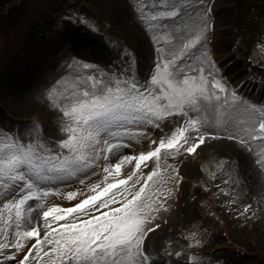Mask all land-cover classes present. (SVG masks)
<instances>
[{"label":"snow or ice","instance_id":"snow-or-ice-1","mask_svg":"<svg viewBox=\"0 0 264 264\" xmlns=\"http://www.w3.org/2000/svg\"><path fill=\"white\" fill-rule=\"evenodd\" d=\"M159 5L141 15L157 33L156 54L146 72L134 65L135 53L126 51L125 61L107 70L73 59L71 67L85 71L75 76L71 91L61 87L62 81L45 85L43 94L61 113L54 127L64 138H49L35 121L23 131L0 126V264H33L30 257L36 264H157L146 238L159 227L157 216L167 210L161 196L171 197L176 190L155 187L162 155L193 154L206 138H226L250 154L255 149L254 163L264 170V101L230 88L218 70L207 47L214 27L210 6L195 21L189 17L176 24L193 8L191 0H159ZM144 8L139 5L141 13ZM176 118L182 123L158 142L151 140L150 150L126 151L130 141L150 136L149 127L158 129ZM152 158L156 167L141 183L142 165L147 167ZM133 162L134 170L121 178L123 165ZM97 168L104 173L103 184H88L93 194L72 207L46 206L53 195L76 199L81 190L65 192V182L84 184ZM174 175L178 185L182 177L178 170ZM250 207L245 205L244 211ZM43 208V229L39 223L27 227L34 222V209ZM81 215L84 219H78ZM45 245L50 247L45 250ZM10 248L14 251L9 253ZM189 259L198 264L196 255Z\"/></svg>","mask_w":264,"mask_h":264},{"label":"rangeland","instance_id":"rangeland-1","mask_svg":"<svg viewBox=\"0 0 264 264\" xmlns=\"http://www.w3.org/2000/svg\"><path fill=\"white\" fill-rule=\"evenodd\" d=\"M143 2L145 8L141 15L145 16L160 6L159 0H153L149 6V0ZM191 3L193 5L192 16H199L205 7L210 6L211 8L210 22L214 27L210 29L207 47L229 87H236L241 95L256 102L264 101V92L254 87L259 78L258 75L262 74L264 70V0H233L225 4L227 8L235 7L236 10L240 5L245 4L242 12H240L241 22L237 24H224L219 21L221 7L218 8V0H191ZM35 9H40L39 13L33 17V20H30L29 18ZM102 9L105 10L101 0H0V77L5 79L0 81V126L3 123L8 124L5 119H9L1 111L2 101L3 104L9 106L10 102L7 97L12 87L20 81V75L16 81L13 78V73L15 74L18 70L20 73L22 70L32 69L48 60L51 61L52 66L58 62L57 67H61L68 73V64L64 58H61L62 60L57 58L52 64L51 56L53 53H50L49 50L42 53L38 51V48L42 45L45 47V43L52 36L55 37L59 30L65 28L57 36V43L60 45L59 52H62L63 49L67 50L72 59L74 57L76 60H84L94 66L105 68V70L116 65L115 59L119 55L115 56L109 52L121 53L122 45L127 40L124 34H121L111 23L112 19L107 14L108 9L106 11H102ZM179 19L180 17L175 19L174 23H177ZM166 21L167 23L172 22ZM248 23H251V27H248ZM233 26L238 27L239 32L238 39L234 40L233 38L230 39L228 34L229 28L231 29ZM241 27L243 29H239ZM73 30H76L77 34L71 33L74 32ZM124 32L129 34L126 30ZM66 38L68 40H65ZM232 44H235L233 46L237 48L231 47ZM156 48L153 40L152 54L147 56L148 60L144 72L152 64ZM35 56L36 59L33 60ZM124 56L126 58V52ZM26 60H29V64L26 63ZM258 62L263 66H259ZM25 64L27 65L24 66ZM233 64L234 67H232ZM44 68L46 69V63ZM46 74L42 77V84L46 85L51 82L53 86L57 81H60L58 76H52V72L48 73V76ZM26 75L23 73L24 81L28 83ZM74 78L75 76L69 74L67 79L71 80L63 87L71 91ZM35 86L38 85H33V87ZM39 87L41 88L42 85ZM29 91L26 90V93ZM51 108L53 107L51 106ZM2 109L8 112L7 109ZM53 112L54 118L51 127L55 131H53L54 136L47 134L42 121L37 123L49 138L59 140L64 138V134L57 130L54 124L61 113L54 108ZM31 121L34 120L29 119L21 124H25L28 129L31 127L29 123ZM179 123H182V120L176 118L175 121L173 119L165 121L158 129L149 127L150 136H146L139 142L130 141V147H132L126 151L134 152L135 148L137 152L150 150L152 139L158 142L162 136L170 134ZM21 124H9L8 126L21 130ZM216 139L214 142L222 143L225 141L228 143V153L225 152L221 155L220 152H216V149H209L210 145L208 144L213 141L206 138V143L201 145L202 147L207 146L204 152L199 150L202 148L200 146L197 152L193 154L181 151L179 156L162 155L158 176L154 177V180L157 181L155 187L162 190L165 188H175L176 190L173 191L171 197L161 196V199L167 202V210H162V215L157 216L155 222L159 224V227L149 233L146 238L153 242V245L150 244L149 247L156 249L168 245L170 249L181 252L182 258L188 255V260L184 259V263L190 264H193L189 259L192 255L191 251L199 250V253L202 252L204 257H202L203 255L199 256L198 264H200L205 259L206 254H209L205 252L206 249L207 252L213 253L209 255L210 259H207L208 262L210 261L209 263H216L217 260L211 259L212 257L215 259L219 257L217 256L219 253L228 255L232 253L236 258H242L244 261L253 262L254 260L258 264H264V241L257 236L260 233L264 234V195L262 194L264 193L262 192L264 189V181H262L264 180V170L260 169L262 173L255 171L257 173L255 181L258 183L256 188L247 186L245 181L247 173L251 174L250 171L258 168L254 163L255 149L250 154L244 151L238 142L226 138ZM241 153L244 154V157ZM116 159L118 157L113 158L114 161ZM146 163L147 167L142 165V171L145 175L141 178V183L143 179L147 178L146 174L156 167L155 158ZM134 168V162L123 165L125 171L122 172L121 178H123L124 172L130 174ZM176 170L182 177L178 185L175 184L174 173ZM136 178L134 177L133 181ZM70 182L73 183L74 181L71 180ZM56 186L60 187L59 184ZM139 186V184L135 186L136 190ZM248 192L251 193L250 196L248 195L250 198L247 197ZM51 197L58 196L53 195ZM57 204L65 208L74 206L72 205L74 203L71 202ZM245 205L251 206L247 212L244 211ZM258 205L262 208L259 209ZM44 210L46 208L34 209L32 213L34 222L27 223V227H33L35 223H39L43 229L42 212ZM165 214L168 215V219H166ZM72 215L76 214L73 213ZM68 219L66 217L65 220L56 221L52 227L64 223ZM78 219H84V217L81 215L78 216ZM163 229H167V232L170 233L168 237L164 238L163 235H159L162 232L152 236L154 232ZM194 239L200 240L201 244L194 245ZM30 246L27 244L26 248ZM47 247L50 246L45 245V250ZM12 251L14 249H8L9 253ZM44 259L47 260L48 258L44 257ZM2 260L3 257H0V261ZM30 260L36 264L32 257Z\"/></svg>","mask_w":264,"mask_h":264},{"label":"bare ground","instance_id":"bare-ground-1","mask_svg":"<svg viewBox=\"0 0 264 264\" xmlns=\"http://www.w3.org/2000/svg\"><path fill=\"white\" fill-rule=\"evenodd\" d=\"M143 1H147V0H101L102 6L103 8H105V10L102 9V11H106L108 9V16L110 19H112L111 23H113L115 25V28L121 33L124 34V36L126 37L127 42L125 44L122 45V52L118 53V52H109L110 54H113L115 56L119 55L116 59H115V64L116 65H121L123 61H125V52L127 51L128 53H135V60L133 61L134 65L136 67H138L139 69H143L142 71H145L144 67L146 66V62H147V56H150L152 54V46H153V37L155 35H157L156 32L152 31L151 29H149L147 27V24L144 20H141V12L139 11V5L143 4ZM218 8H220L221 14H220V18L219 21L223 22L224 24H228V23H239L240 21V16L243 8L245 7V4L240 5L237 10L235 7L232 8H227L225 6V4H228L229 2H232L233 0H218ZM153 2V0H149L148 2V6L151 5ZM215 4V3H214ZM224 5V6H223ZM217 7V6H215ZM232 9H234L233 11H231ZM40 10V9H39ZM39 10L35 9L34 13L30 16V20H33V17L39 13ZM136 11V14H135ZM187 11V15L181 14L180 19L178 20V22L176 24H179L181 21H184L185 23L188 22V18L191 17L193 21L196 20V18L198 16H192L193 11L192 8H188L186 9ZM230 16V17H229ZM163 23H167V21H164ZM248 27H251V23H248ZM65 29V28H64ZM61 29L58 31V34L64 30ZM69 29V28H68ZM239 29H243V27L239 28ZM124 30H126L127 33L126 34L124 32ZM228 30V29H226ZM235 30V33H233ZM237 30V31H236ZM74 32H71L73 34H77L76 30H73ZM161 32H165L167 31L166 28H162L160 29ZM123 32V33H122ZM58 34L53 37L47 42L45 43V47L42 45L38 48V51H40L41 53L43 51H47L49 50L50 53L52 54V64L53 62L59 58V60H62L61 58H64V60L66 61V63L68 64V68L69 71L68 73H66V70L61 69V67H57V63H54V66L51 65V61L48 60L46 62H44L42 65L38 66L36 65L34 68L32 69H28V70H22L19 74L16 72L15 74L13 73V78L17 81V78L20 75V81L18 83H16L12 89L11 92L9 94V96L7 97L8 101L10 102L9 106L3 104L2 101V108L7 109L8 112L4 111L1 108V111L3 113H5V115L10 119L12 118V120L9 119H5L7 121L8 124H4L3 125H9V124H21L24 121H27L29 119H32L36 122H43L44 126H45V130L47 131V134L49 135H53V128L51 127V124L53 122V118H54V112H53V108H51L50 106V102L48 101L46 95H44V88L45 85L42 84L43 82V76L47 73H53L52 76L56 75L60 78V81H62L63 83L61 84V87H63L66 83H68L71 79H67L69 74H72V76H76V75H81L83 74L82 72H84L85 70L82 69H76L71 67L72 65V61L73 59H75L73 57L70 56L69 53H67V50H64L62 52H59V48L60 45L57 43V36ZM228 34H229V38H233L234 39H238V27L233 26V28H229L228 30ZM60 39L62 40V38L60 37ZM65 40H68L67 38ZM72 42V41H71ZM235 44H232L231 47L233 48H237L236 46H233ZM238 52L240 53V51L238 50ZM36 59V56L33 58V60ZM76 60V59H75ZM31 62V61H30ZM26 63L29 64V60H26ZM46 63V69L44 68V64ZM21 65H23V63H21ZM27 64H25L24 66H26ZM51 66H52V70H51ZM235 65L233 64L232 67H234ZM148 69V68H147ZM147 71V70H146ZM23 73L27 74L26 75V81L28 83H25V79L23 77ZM48 73L46 74V76H48ZM62 73H65L64 75ZM22 74V75H21ZM58 74V75H57ZM30 79V80H28ZM42 79V80H41ZM5 80L4 77H0V81ZM41 80V82H40ZM263 80V79H262ZM33 85H38L33 87ZM42 87L40 88L39 86ZM47 87L52 86L51 83L50 84H46ZM55 85V84H53ZM28 88V89H27ZM26 90H30L29 93H26ZM2 93V92H1ZM21 112V113H19ZM24 112V113H23ZM25 113H29V114H25ZM13 119L14 122H13ZM27 128L25 127V124H21V131L26 130ZM55 132V131H54ZM209 149H216V152H220V154L222 155L223 153H228L229 149H228V143H225V141H222V143H218V142H211L209 143ZM202 147V146H201ZM134 148V147H133ZM205 148H207V146L202 147L201 149H199L200 151L205 150ZM135 153L137 152V149L135 148L134 150ZM242 157H244V154L241 153ZM184 167V165H183ZM96 175L94 177V179L92 178L93 175H91L87 180H85L84 184H80L79 182H77V184H75L73 187H70L68 189V191H75L76 189H80L81 190V195L78 196L76 199L73 200H68L66 199V197H50L46 206L50 207L52 204H55L58 201H62V202H71V203H78L80 199H83L85 196L93 194L87 187L88 184L90 183H97L100 182L101 184H103V177H104V173L97 168L96 169ZM258 173H262L261 170L259 168H256L255 170L253 169L250 173H247L246 176V183L247 186L250 187H257L258 183L257 181H255L256 178V172ZM244 181V182H245ZM264 181V180H262ZM261 181V182H262ZM260 182V181H259ZM257 183V184H256ZM263 188V187H262ZM262 192H264V189L262 190ZM264 195V193H262ZM248 195L250 196L251 193H247V197ZM250 198V197H248ZM264 199V197H263ZM252 200V199H250ZM264 201V200H263ZM252 202V201H250ZM72 204V205H74ZM256 206V205H255ZM257 207V206H256ZM259 209H261L262 207H260V205H258ZM104 209H101L100 211H102ZM91 215H94L95 213H90ZM166 219H168V215L165 214ZM170 225V223H169ZM162 232L159 235H163L164 238L168 237L170 235V233L167 232V229H163L161 231H156L152 234V236H155L156 234ZM257 236H259L260 240L264 241V234L260 233L257 234ZM217 240V239H216ZM147 246H148V250L151 252L152 256L156 255V254H160L162 256H167L169 255L170 257H172L174 260L173 262H178L180 264H183L182 262L183 259H181L182 257L179 256L177 257L175 255L176 252L173 249H170L169 246H163V249H152L150 248V244L153 243L149 240H147ZM162 246H160L159 248H161ZM211 255V254H209ZM209 255H207L205 258L210 259ZM213 256V255H212ZM217 256L219 257H212L211 260H214L218 262V264H225L229 263L230 257L231 255L228 254H218ZM224 257V260H223ZM235 262H240L243 259H236L234 258ZM210 262V261H209ZM215 263V262H214Z\"/></svg>","mask_w":264,"mask_h":264}]
</instances>
